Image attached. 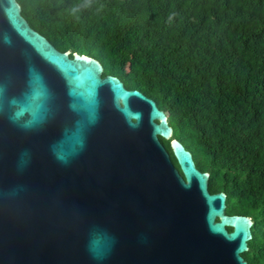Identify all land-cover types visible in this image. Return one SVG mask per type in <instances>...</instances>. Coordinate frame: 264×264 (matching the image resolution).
Returning a JSON list of instances; mask_svg holds the SVG:
<instances>
[{
    "label": "water",
    "instance_id": "water-1",
    "mask_svg": "<svg viewBox=\"0 0 264 264\" xmlns=\"http://www.w3.org/2000/svg\"><path fill=\"white\" fill-rule=\"evenodd\" d=\"M103 73L0 0V264H248L253 220L153 99Z\"/></svg>",
    "mask_w": 264,
    "mask_h": 264
},
{
    "label": "trees",
    "instance_id": "trees-1",
    "mask_svg": "<svg viewBox=\"0 0 264 264\" xmlns=\"http://www.w3.org/2000/svg\"><path fill=\"white\" fill-rule=\"evenodd\" d=\"M17 1L59 51L157 103L226 213L253 220L243 257L264 264V0Z\"/></svg>",
    "mask_w": 264,
    "mask_h": 264
}]
</instances>
